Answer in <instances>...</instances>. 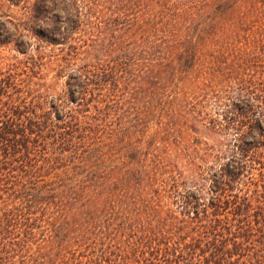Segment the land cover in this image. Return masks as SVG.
Returning a JSON list of instances; mask_svg holds the SVG:
<instances>
[{
    "label": "rangeland",
    "instance_id": "1",
    "mask_svg": "<svg viewBox=\"0 0 264 264\" xmlns=\"http://www.w3.org/2000/svg\"><path fill=\"white\" fill-rule=\"evenodd\" d=\"M255 3L259 12L246 21L261 26L264 0ZM67 4L0 0V137L29 142L0 161V245L11 250V264H264V92L256 116L263 136L255 140L242 135L248 126L230 129L237 94L227 93L222 68H210L219 49L234 59L237 76L249 75L264 90V31L261 41L241 39L232 49L228 37L204 44L187 72L179 56L163 55L161 81L150 82L140 109L99 117L95 100L79 106L68 96V74L77 67H67L65 46L52 40L65 25L35 18L38 5L56 11ZM77 4L98 9L106 23L108 9L133 0ZM88 28L84 40L97 34ZM70 109L68 121L78 117L85 128L67 127ZM217 151L224 154L214 159ZM226 163L242 174L217 207L210 179ZM199 198L206 205L185 213V202Z\"/></svg>",
    "mask_w": 264,
    "mask_h": 264
},
{
    "label": "trees",
    "instance_id": "2",
    "mask_svg": "<svg viewBox=\"0 0 264 264\" xmlns=\"http://www.w3.org/2000/svg\"><path fill=\"white\" fill-rule=\"evenodd\" d=\"M64 1H68L69 4L56 11L38 5L34 11L35 18L39 21L53 18L65 25L64 31L54 35L52 40L56 45L65 46L62 52L67 67L71 69L77 67L74 68L76 74H68V96L79 106L90 98L95 100L99 117L108 115L112 118L114 111L127 113L135 111V107L138 108V105L147 98L150 82L161 81L160 67L164 62L159 61L163 55L172 52L173 57L179 56L180 66L187 72L195 68L204 44L228 37L232 38V41H227L226 44L232 49L235 41L239 42L241 39L261 41L260 34L264 31V25L259 26L246 21L248 17L259 12L255 0H215L219 4H224L212 9L206 6L182 7L172 0H133L132 5L108 9L112 16L106 23L98 21L96 14L101 12L98 9L84 8L77 4V0ZM60 12L63 15H60ZM219 17L228 18L229 22L217 21L216 18ZM85 28H88L90 33L94 30L97 34L91 33V38L84 40L80 32H85ZM217 52L220 53L211 54L215 61L211 63L210 68L212 66L222 68L220 72L228 78L227 93L231 96L237 94L233 97L235 101H232L233 108L229 111L232 119L230 129L243 130L248 126L249 130L242 135L250 133L255 136V140L258 136L260 139V136H263L261 135L263 133H260L262 124H259L260 120L256 116L262 108L258 103V96L264 90L257 87L256 81L249 79V75L245 78L237 76L236 71L234 72V59L225 56L219 49H216ZM237 84L238 91L234 90ZM64 114L63 120L69 129L78 131L81 127L85 128L78 123V117L74 122L68 121V118L74 116L73 109ZM246 120L248 123H245ZM262 121L264 122V119ZM0 139L1 146L5 149L4 154H0V161L4 158L5 162L10 160L12 157L10 150L13 147L29 146L28 141L21 142L18 137L8 136ZM236 142L233 144L236 148L242 152L247 150L242 149L240 143ZM223 154L224 152L217 151L213 157L218 159ZM247 156L242 155L243 158ZM232 159L229 157L228 161H234ZM245 160L244 158L242 162ZM232 167V164L226 163L224 166L220 165V170H214L212 173L213 178L210 180H213V185L210 186V190L216 193L210 199L218 202L217 207H220L222 200H227V190L242 174L241 167H234L233 170ZM203 201L206 202L202 198L194 202L186 201L185 213L192 208L200 210L206 205L202 203ZM188 217L192 218L191 213ZM1 245L0 264H11V250Z\"/></svg>",
    "mask_w": 264,
    "mask_h": 264
}]
</instances>
